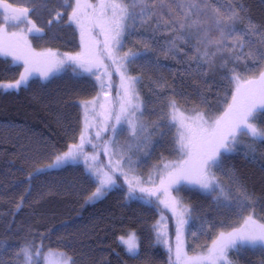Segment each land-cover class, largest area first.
Returning <instances> with one entry per match:
<instances>
[{
    "label": "snow or ice",
    "instance_id": "1",
    "mask_svg": "<svg viewBox=\"0 0 264 264\" xmlns=\"http://www.w3.org/2000/svg\"><path fill=\"white\" fill-rule=\"evenodd\" d=\"M28 6H15L9 0H0V56L11 57L13 66L22 63L23 72L11 83H0V90H19L27 86L30 77L40 76L47 80L65 66L80 75L86 73L93 77L99 91L91 100L80 102L83 109V129L79 143L72 144L68 150L55 155L49 168H61L82 161L90 179L96 184L95 191L89 197L94 203L103 199L117 184L116 174L124 176L128 183L130 199H146L149 203H158L171 210L175 217V258L179 264H233L229 252L258 250L264 253V222L255 217L258 201L247 190L234 168L226 161L240 147V137H248L251 143L245 150L246 158H255L257 143L264 144V127L258 126V116L264 115V25H257L246 16V5L241 0H25ZM56 3L61 10L50 9ZM47 11L50 19L48 27L50 38L57 39L53 25H67L79 34L80 51L75 54L59 53L52 48L37 51L32 47L29 36L43 41L48 33L38 27L31 15ZM65 13H67L65 15ZM246 24L243 28L237 25ZM23 25V27H21ZM18 29V30H11ZM143 29V31H142ZM152 34L151 38L164 55H179L183 52L180 44L191 48L193 55L184 53L188 71L201 77L207 76L208 70L221 60L220 66L227 68L223 79L231 89L223 98L224 108L221 114L206 117L203 112L195 111L193 116H184L180 111L175 96L185 97L187 93L178 88H171L163 78L153 81L155 94L169 88L172 95L164 97V107L153 122L155 133L163 142L168 131L175 128L172 150L179 153V159L164 162L157 169V180L149 177L153 187H143L140 181L128 180L127 166L131 171V156L124 160V153L119 147V135L125 130L135 141L128 149L141 147L140 141L151 139L148 125L143 122L147 105L141 99L137 84L141 77L128 74V66L140 60H147L149 66L157 64L158 58L148 56L145 51H121L133 38ZM158 34H167L161 42ZM97 36L103 37L102 40ZM256 36L252 41L245 37ZM214 48V51L210 49ZM248 48V51H245ZM237 49L239 51H237ZM107 60L109 63H105ZM195 60L196 67H191ZM229 62L234 66L228 67ZM250 62V63H249ZM243 63V71H237ZM110 68L112 69L110 71ZM115 71L119 76L116 103L109 99ZM207 87V86H206ZM201 103L207 104L208 98L198 91ZM166 109V110H165ZM164 123H160V121ZM122 124L127 128L120 127ZM90 129L94 131L90 132ZM102 133H108L109 139L100 146L109 155L108 164L98 163L97 155L85 151V145L97 147L93 140H100ZM113 156L120 159L113 161ZM107 169V170H106ZM38 171H43L40 169ZM220 173L221 175H218ZM221 176L227 177L226 185ZM194 185L214 199L218 210H226L240 218L238 226L227 225L228 230H220L211 239L206 255L188 256L184 250V230L190 221V209L172 195L183 185ZM137 191L143 196H136ZM235 193V195H233ZM152 197H156L153 202ZM247 213V215H245ZM187 217V218H186ZM165 221V217H161ZM215 225H201L200 232ZM167 225L157 228V241L168 246ZM196 237L197 232L189 231ZM46 236L25 240L16 247L9 246L0 239V264H79L67 251L45 249L43 240ZM126 251L135 256L139 244L136 234L120 237ZM169 252L172 248L169 246ZM12 257L5 260V255Z\"/></svg>",
    "mask_w": 264,
    "mask_h": 264
},
{
    "label": "trees",
    "instance_id": "2",
    "mask_svg": "<svg viewBox=\"0 0 264 264\" xmlns=\"http://www.w3.org/2000/svg\"><path fill=\"white\" fill-rule=\"evenodd\" d=\"M9 2L15 6H28L25 0ZM241 2L246 5L247 18L257 25H264V0ZM49 8L61 10L56 3L50 4ZM30 17L49 34L43 41H37L30 35L36 49L52 48L70 54L80 51L79 34L73 28L54 24L53 30L58 38L52 40L45 26L46 20L51 18L48 12L30 13ZM245 24L246 20L237 27L243 28ZM151 36L150 32H145L144 36L133 38L123 48L124 52L129 49L143 52L147 48L149 58H158V65L149 66L147 60H140L128 66L129 75L141 77L137 89L147 105L143 122L148 125L145 135L151 134V139L147 142L142 139L139 150L135 146L129 150L128 146L136 143L130 134L125 130L118 137L124 154L136 152L132 168L143 187L154 186L148 181L149 177L157 180L155 166L161 165V156L164 162L179 159V153L172 150L175 128L170 131L163 129L169 134L161 142L152 126L164 107V97L172 95L169 88L155 94L153 81L163 78L171 88L187 93L185 97L177 95L174 98L180 110L188 115L195 114V111L203 112L206 117L221 114L223 98L231 90L227 80L223 79L227 68L220 66L219 57L207 76L201 77L187 70L189 65L185 62L184 53L193 55L191 48L180 44L183 52L179 55H164ZM166 37L167 34H158L155 39L163 42ZM245 39L257 41L259 38L251 36ZM233 66L229 62L228 67ZM191 67H196L195 60L191 61ZM66 68L65 72L47 81L35 78L18 91L0 92V239L16 247L25 240L39 241L40 236H46L47 239L43 240L45 249L51 246L67 251L79 264H172V251L169 252L163 243L157 241V228L161 225L162 216L169 224L170 240L175 233L173 218L163 205L149 203L146 199H130L128 186L120 177L117 183L120 187L109 191L103 199L89 202L96 184L81 164L38 171L50 165L55 155L67 151L70 145L79 141L83 129L80 102L91 100L99 91L93 77L86 73L77 75L68 66ZM237 71H243V63ZM20 73V66H13L10 60L0 57V83L15 81ZM113 91H116L115 85ZM198 91L208 98L207 104L201 103ZM256 122L264 127V115L258 116ZM107 139L109 135H105ZM240 140V147L226 161V165L235 169L248 192L254 195L258 201L255 217L264 222V144L254 145V159L251 155L246 158L245 150L251 141L244 136ZM91 149L86 150L89 152ZM101 158L105 161L103 154ZM221 178L226 185L230 184L227 177ZM172 194L190 209L187 235V253L190 256L204 252L218 231L228 230L227 225L239 224L238 216L218 210L213 197L199 189L183 185L178 192L173 190ZM136 196L143 195L137 191ZM155 200L156 197H152V201ZM221 221H227V225L222 227ZM202 224L215 227H206L201 234ZM190 230L197 232L196 237L189 235ZM130 232L136 233L139 239L140 250L136 256L130 255L119 241L121 236ZM12 255L7 253L5 260ZM229 258L233 264H264V253L258 250L232 251Z\"/></svg>",
    "mask_w": 264,
    "mask_h": 264
},
{
    "label": "rangeland",
    "instance_id": "3",
    "mask_svg": "<svg viewBox=\"0 0 264 264\" xmlns=\"http://www.w3.org/2000/svg\"><path fill=\"white\" fill-rule=\"evenodd\" d=\"M91 2L92 3H96V0H91ZM21 27H23V25H21ZM11 30H18V29H11ZM97 39H100V40H102L103 39V37H100V36H97ZM29 40L31 41V38H30V36H29ZM31 44H32V41H31ZM32 47L35 49V50H37V51H42V50H39V49H36L33 45H32ZM123 52H124V50H122L121 51V55H123ZM59 53H61V52H59ZM75 54V53H74ZM0 57H2V58H5V59H8V60H10L11 62H12V58L11 57H4V56H0ZM13 63V62H12ZM105 63H109L107 60H105ZM16 65H18V66H20L21 67V72H23V66H22V63H19V64H16ZM67 66H65L63 69H61L60 71H58V72H55L53 75H51L47 80H49L51 77H53V76H55V75H58V74H60V73H63V72H65L66 71V68ZM112 69L110 68V71H111ZM112 77H113V86L115 85H117V80H118V82H119V76H118V74L115 72V71H113V74H112ZM35 78H37V79H40V80H42V81H47V80H45V79H43L42 77H40V76H33V77H30V79H29V82L32 80V79H35ZM11 82H14V81H6V82H3V83H11ZM28 82V83H29ZM22 87H24V86H22ZM21 87V88H22ZM20 88V89H21ZM19 89V90H20ZM11 91H18V90H7V91H5V90H0V92L2 93V92H11ZM117 91H118V88H117V86H116V91L114 92L113 91V88H112V92H111V96L109 97V99L110 100H112L113 101V104H115L116 103V100H115V98H116V95H117ZM181 111V110H180ZM182 112V111H181ZM183 114H184V116H186V117H188V116H193V115H188V114H185L184 112H182ZM82 115H83V119H84V114H83V109H82ZM122 126H125V128H127V125H124V124H122L120 127H122ZM90 132H92V131H94V129H90L89 130ZM105 135H109L108 133H102V135H101V138H100V140H93V143L94 144H96L97 145V147L94 149L91 145H88V144H86L85 145V151L87 152V153H89L90 155H97V158H98V163H99V160L101 161V165H107L108 164V161H109V155H106L103 151H102V149H101V145L104 143V141H105ZM77 143H79V141L77 142ZM87 148H89V149H91V151H89L88 152V150H86ZM101 154H103V156L105 157V161H102V158H101ZM136 154V152L135 151H133V153L132 152H129V153H126V154H124V160L126 161L127 160V157L128 156H131V158H132V161H133V157H134V155ZM112 159H113V161H115L116 159H120V157L119 156H113L112 157ZM74 164H81V166L86 170V167H85V165H84V163L82 162V161H80V162H77V163H74ZM134 163H132V165H133ZM132 165H131V171H129V169H128V167L127 166H125L124 167V171L125 172H127L128 173V180H133L134 182L138 179V175L135 173V171L133 170V168H132ZM62 168V167H61ZM41 169H59V168H49L48 166H46V167H44V168H41ZM107 170V169H106ZM121 178V179H124V181H125V183H126V185L128 186V183L126 182V180H125V178H124V176L123 175H121V174H119V173H117L116 174V180H117V183H118V178ZM137 178V179H136ZM186 186H188V187H193V188H196V189H198L196 186H194V185H187V184H185ZM141 195H143L142 193H140ZM173 195V194H172ZM174 196V195H173ZM100 200V199H99ZM98 201V200H97ZM167 212H169L170 213V215L172 216V218H173V223H172V225H173V227H174V230H175V217H174V215L172 214V212H171V210H169V209H166V208H164ZM190 217H191V214H190ZM187 218V217H186ZM163 223H166V225H167V239H168V246H166L162 241L160 242V243H163L165 246H166V248H169V246L171 245V247H172V255H171V260H172V264H179V262L178 261H176V258H175V242H176V238H175V233H174V237H173V239L172 240H170V236H169V232H170V227H169V224H168V222H166V221H161V224H163ZM189 225H190V221H189V224L188 225H186L185 226V230H184V250H185V252L187 253V235H188V230H189ZM130 233H132V232H130ZM136 234V233H135ZM128 235H129V233L127 234V235H125V236H121V237H125V239L128 237ZM136 237H137V241H138V244H139V239H138V236H137V234H136ZM120 241V240H119ZM120 244L126 249V246L124 245V244H122L121 243V241H120ZM164 246V247H165ZM139 250H140V247L138 248V251H137V254L136 255H138L139 254ZM230 253V252H229ZM207 254V249L204 251V252H202L201 254H199V255H206ZM131 255V254H130ZM135 255V256H136ZM187 255L188 256H190L188 253H187ZM133 256V255H132Z\"/></svg>",
    "mask_w": 264,
    "mask_h": 264
}]
</instances>
